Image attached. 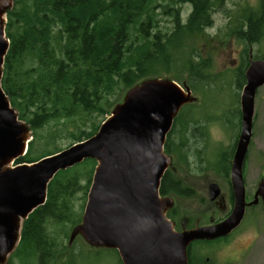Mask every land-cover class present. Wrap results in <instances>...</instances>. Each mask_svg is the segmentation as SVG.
Segmentation results:
<instances>
[{"label": "trees", "instance_id": "trees-1", "mask_svg": "<svg viewBox=\"0 0 264 264\" xmlns=\"http://www.w3.org/2000/svg\"><path fill=\"white\" fill-rule=\"evenodd\" d=\"M186 3L192 10L184 22L181 5ZM221 3L13 0L7 11L10 47L2 87L33 136L16 164L36 162L95 135L130 88L161 69L170 70V50L190 46L188 40L207 29L214 7ZM160 15L172 18L173 29L160 27ZM239 17L233 28L231 21L229 35L237 34L251 44L261 42L264 0L243 7ZM197 60L188 58L185 63L191 73L209 67L206 60ZM61 139L68 140L66 147L59 145ZM165 150L178 152L168 139ZM96 165L95 159H87L55 175L46 203L24 220L21 240L6 264H81L83 250L69 249L66 240L82 221L84 204L76 207L75 197L83 192L87 198ZM170 183L167 172L160 190L163 196L172 192Z\"/></svg>", "mask_w": 264, "mask_h": 264}, {"label": "water", "instance_id": "water-1", "mask_svg": "<svg viewBox=\"0 0 264 264\" xmlns=\"http://www.w3.org/2000/svg\"><path fill=\"white\" fill-rule=\"evenodd\" d=\"M13 0H0V264L21 240L23 222L47 201L55 175L87 159L97 165L82 221L70 233L92 248L115 249L123 264H189L188 249L197 240L229 235L242 223L246 207L264 204V182L255 200L246 202L244 164L253 136L255 100L264 86V59L250 57L241 95L242 128L232 158L234 206L222 222L181 231L168 217L174 200L161 194L162 180L172 164L167 137L182 107L196 100L190 87L169 78L149 77L118 103L95 135L33 163L13 165L26 155L33 139L30 125L20 118L2 87L7 11ZM210 185V199L220 196Z\"/></svg>", "mask_w": 264, "mask_h": 264}, {"label": "rangeland", "instance_id": "rangeland-1", "mask_svg": "<svg viewBox=\"0 0 264 264\" xmlns=\"http://www.w3.org/2000/svg\"><path fill=\"white\" fill-rule=\"evenodd\" d=\"M160 1L169 2L170 0ZM258 1L222 0L219 6L214 7L211 15L212 22L207 29L202 34L188 40L190 46L182 48L180 52L170 50L172 55L170 70L161 69L159 73L150 75V77L169 78L183 87L185 84L190 87L196 97L194 102H197V105H184L178 118L193 122L199 120L201 125L198 130L207 129L204 140L198 133L195 134L196 136L192 133L186 136L179 134L181 140H190L188 148L183 152L185 156H188L186 160L190 162V167L187 166L188 170L183 172L179 167L174 168L173 164L174 170L170 172L177 178L183 177V181L187 183L185 185L193 187L195 192L189 197L171 195L174 198L173 206H175L176 214L170 212L169 218L178 230H181L184 222L185 225H188L187 222L194 225L199 221L208 222L214 214L215 217L223 216L218 208L211 205L208 194L202 193V185L212 180L223 183L224 180H218L223 178V175L217 167L223 169L227 165L225 157L232 160L241 133L239 100L245 81L240 78L247 68L250 50L253 51L255 59L264 57V38L261 42L247 43L237 34L229 35L232 31L229 26L231 21L232 28L237 24L243 7L256 5ZM181 7L182 20L185 22L192 6L186 3ZM160 17L162 18L160 27L164 31L173 29L174 24L171 17L161 15ZM188 58L194 62H198L197 59L206 60L209 67L204 70L205 66H202L200 70H194L191 73L190 65L185 64ZM180 124L181 122L178 126ZM58 143L66 147L68 140L61 139ZM172 147L175 148L173 145ZM230 153H232L231 158H229ZM167 154L174 160L175 155L180 152L176 151L175 155ZM246 160L245 178L249 197L253 199L255 191L264 179V86L258 89L256 95L253 136ZM13 165L15 166L16 162ZM225 187L226 185H222L223 190ZM84 197L83 192L76 195V207L80 208L82 204L85 207L87 198ZM233 233L225 240L226 242L210 244L193 242L191 249L195 251V257L197 256L195 264H264V210L261 204L247 210L242 224ZM66 244L76 253L83 250L80 254L81 260L79 259L81 264H121L119 254L115 249L92 248L80 236L73 241L70 238L67 239ZM207 257L211 259L207 260Z\"/></svg>", "mask_w": 264, "mask_h": 264}, {"label": "flooded vegetation", "instance_id": "flooded-vegetation-1", "mask_svg": "<svg viewBox=\"0 0 264 264\" xmlns=\"http://www.w3.org/2000/svg\"><path fill=\"white\" fill-rule=\"evenodd\" d=\"M251 55H252L253 59H255L252 50H250L249 53H248L247 67L250 65V57H251ZM246 70H247V68L245 69V72H244V78H240L241 80L243 79L245 81V84L247 82L246 81V75H245L246 74ZM240 79H239V81H241ZM245 84H244V86H245ZM244 86H243V88H244ZM239 102H240V108H239L240 114H239V117L241 119V128H242L241 96H240ZM188 104L197 105V102L196 103L192 102V103H188ZM178 117L179 116L176 117L174 123L175 122L176 123L177 122L178 123L181 122L180 126H178V125L176 126V125L173 124L172 130L170 131V133L168 134V137H167V139L170 142V146L171 147H172V145L175 146L174 150L176 148H178V152H180V154H177V155H175V153H173V155H175V158H174V160H172V164H171L170 168L167 171L168 174H169V179L171 180L170 188L172 190V192L169 195H167V196H170L173 200H174V198L171 196L173 194H176L177 196H188L189 197V196H192L193 193L195 192V189L193 187L185 185L187 183L185 181H183V179H182L183 177L182 178H177L173 174H171V172H170V171L174 170L175 166L179 167L183 172L184 171L186 172L188 170L187 166L190 167V162L188 160H186V158L188 159V156H185L186 154L184 155V153H183L184 150L186 148H188L190 140H187V141L181 140L179 134L186 136L187 133L185 134V132H192L193 136H196L195 133H198L199 135H201L203 137V140H204V134H205V132L207 130V129L204 130V131H199L198 130L199 125H201V121H199V120H197L196 122H193V121H190V120L189 121L181 120ZM188 128H190V130ZM174 129H177V130H175L173 132ZM193 136H192V138H194ZM182 138H183V136H182ZM186 138H188V136ZM236 147H237V143H236V146H235V150H236ZM173 164H174V168H173ZM231 167H232V160H227V165L223 169H219L217 167V170L220 172V174L223 175V178H220L218 180H224L223 183L221 181L216 182L215 180L214 181L212 180L211 182H208L207 184L202 185L203 186V188H202L203 192L202 193L208 194L209 201H210L211 205H213L216 208H218V210L220 211V214L223 215V216L215 217V214H214V215H212L209 218V221L206 222V223H201L199 221V222H196L194 225H190V223L187 222L186 224H188V225H185L186 229H191V228L196 227V226H208V225L217 224V223H220L223 220H225L231 214L233 206H234V191H233V185H232V181H231ZM246 170H247V160L245 161V164H244L243 177H244V182H245V186H246V202L247 203H251V202H253L255 200V196H256V193L258 191V188L255 191L253 199L250 198L249 194H248V188H247L248 186H247V182H246V178H245V173L247 172ZM263 182H264V179H263ZM211 183H217L219 185L220 189H221L220 196L217 199H215V200L210 199V185H211ZM222 185L223 186L226 185L225 190L222 189ZM201 200L204 202L203 198ZM260 204L262 205V208L264 210L263 198H262L261 195H259V197H258V203L257 204L249 205V206L246 207V213H247V210L249 208H256ZM174 207L170 209L169 213L170 212H172V213L174 212ZM246 213H245V216H246ZM173 214L175 215L176 213H173ZM245 216H244V218H245ZM182 227H181V230H183ZM237 228H239V227H237ZM181 230H178V231H181ZM235 230L233 232H235ZM233 232H231L227 236H223V237H220V238H217V239L197 240L196 242L207 243V244H210V243H213V242H226L225 240H227L230 236H232L234 234ZM194 252L195 251L191 249V245H190V247L188 249V263L189 264H195V259H197V256L195 257L196 254ZM210 259H211L210 257H207V260H210Z\"/></svg>", "mask_w": 264, "mask_h": 264}]
</instances>
